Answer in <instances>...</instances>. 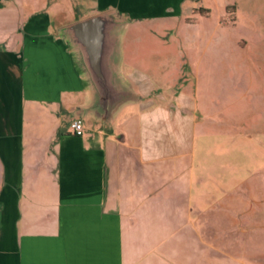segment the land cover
<instances>
[{"label": "rangeland", "instance_id": "1", "mask_svg": "<svg viewBox=\"0 0 264 264\" xmlns=\"http://www.w3.org/2000/svg\"><path fill=\"white\" fill-rule=\"evenodd\" d=\"M1 1L0 42L21 44L24 24L43 19L34 36L43 40L48 22L44 38L80 59L66 27L97 14L100 0ZM117 24L111 59L125 82L114 73L124 92L109 122L144 98L148 117L162 123L163 169L193 189L189 220L163 202L162 224L155 234L146 227L156 249L146 264H264V0H190L168 18ZM44 107L53 117L39 121L60 126L84 113L65 98Z\"/></svg>", "mask_w": 264, "mask_h": 264}, {"label": "crops", "instance_id": "2", "mask_svg": "<svg viewBox=\"0 0 264 264\" xmlns=\"http://www.w3.org/2000/svg\"><path fill=\"white\" fill-rule=\"evenodd\" d=\"M189 1L100 0L97 14L164 19ZM42 21L24 24L21 44L0 42V264H146L156 255L146 227L155 234L162 224L163 202L189 220L193 189L163 169L162 123L148 117L145 99L109 122L119 107L108 114L98 106L82 59L44 38L46 20L43 40L34 36ZM110 66L125 82L120 60ZM64 98L84 113L62 126L39 121L53 117L44 104ZM75 119L80 137L70 130Z\"/></svg>", "mask_w": 264, "mask_h": 264}, {"label": "water", "instance_id": "3", "mask_svg": "<svg viewBox=\"0 0 264 264\" xmlns=\"http://www.w3.org/2000/svg\"><path fill=\"white\" fill-rule=\"evenodd\" d=\"M117 23L106 14H96L66 27L73 44L78 48L90 81L98 93V106L104 112L116 101L117 94L112 83L110 59L114 50L111 33Z\"/></svg>", "mask_w": 264, "mask_h": 264}, {"label": "built area", "instance_id": "4", "mask_svg": "<svg viewBox=\"0 0 264 264\" xmlns=\"http://www.w3.org/2000/svg\"><path fill=\"white\" fill-rule=\"evenodd\" d=\"M70 130L74 136L77 137L82 136L84 131V126L82 121L80 119L73 120L72 123L70 124Z\"/></svg>", "mask_w": 264, "mask_h": 264}]
</instances>
